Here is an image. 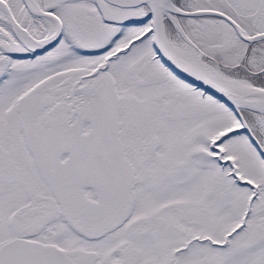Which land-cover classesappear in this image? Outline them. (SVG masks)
Returning <instances> with one entry per match:
<instances>
[{
    "label": "snow or ice",
    "instance_id": "1",
    "mask_svg": "<svg viewBox=\"0 0 264 264\" xmlns=\"http://www.w3.org/2000/svg\"><path fill=\"white\" fill-rule=\"evenodd\" d=\"M0 264H264V0H0Z\"/></svg>",
    "mask_w": 264,
    "mask_h": 264
}]
</instances>
